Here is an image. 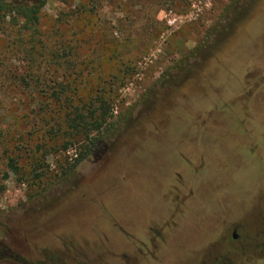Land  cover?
Segmentation results:
<instances>
[{"label": "rangeland", "instance_id": "rangeland-1", "mask_svg": "<svg viewBox=\"0 0 264 264\" xmlns=\"http://www.w3.org/2000/svg\"><path fill=\"white\" fill-rule=\"evenodd\" d=\"M18 21L0 22V241L13 254L210 264L223 250L264 264V0H47L35 29ZM55 80L78 106L109 98L104 125L73 132Z\"/></svg>", "mask_w": 264, "mask_h": 264}, {"label": "trees", "instance_id": "trees-1", "mask_svg": "<svg viewBox=\"0 0 264 264\" xmlns=\"http://www.w3.org/2000/svg\"><path fill=\"white\" fill-rule=\"evenodd\" d=\"M46 1L47 0H35L31 5H27L23 3L16 4L11 1L6 2L4 0H0V22L3 24H7L11 21L14 22V25H17L19 22L18 17H21L24 19L22 24L24 28L35 29L34 23L37 21L38 13L40 12L41 8L46 4ZM18 31H20V29H18ZM33 35L34 34L31 33L28 39L32 38ZM14 36V42H16V44L23 40L20 37V32H16ZM15 48H17L18 50L17 46ZM31 48H33V46ZM46 55L51 56V58L57 57L54 51H49ZM44 83L47 84L46 81H44ZM106 83L108 82L106 81ZM53 84L57 85V87H54L53 91L48 94V96L53 101L60 102L61 109L66 110V112L63 114V117L64 120L68 121V124L71 126L73 132H87L88 130H98L104 125L107 120V116L110 109L109 98L103 97V95H98L94 98V100L98 102L97 106H93L94 100H91L85 105L78 106L73 103V97L76 91L75 89H69L68 87H64L61 85L60 82L56 80ZM98 88L99 87H93L92 90H99ZM3 133L4 131L2 130L0 133V140L2 139L1 136ZM68 147L69 146L64 144V149H67ZM10 168H12L13 170L18 169L17 166L13 163L10 164Z\"/></svg>", "mask_w": 264, "mask_h": 264}, {"label": "flooded vegetation", "instance_id": "flooded-vegetation-1", "mask_svg": "<svg viewBox=\"0 0 264 264\" xmlns=\"http://www.w3.org/2000/svg\"><path fill=\"white\" fill-rule=\"evenodd\" d=\"M1 225V222H0ZM241 229L243 227V225L239 222L233 225L232 227V231H231V239H240V243H243L244 241H246V234L244 235H238L237 234V229ZM217 244V243H216ZM216 244H214V247H216ZM223 250H212L210 251L206 257H204L205 259L202 262H206L208 261L210 264H233L231 258L232 256H227L225 254H223L222 252ZM14 257V259H16L17 261H19L21 264H46L41 260H37L34 261L33 263H28L25 258L23 257H19L18 255H15L12 253L11 249L6 246L3 241H0V260H5L7 258H12ZM62 263V259L57 256L56 258H51V260H49V263L47 264H61ZM75 263L81 264L82 262H80L79 260L75 259Z\"/></svg>", "mask_w": 264, "mask_h": 264}, {"label": "built area", "instance_id": "built-area-1", "mask_svg": "<svg viewBox=\"0 0 264 264\" xmlns=\"http://www.w3.org/2000/svg\"><path fill=\"white\" fill-rule=\"evenodd\" d=\"M167 16L168 18L166 19V22L170 26L177 25L178 22H182V20L184 19L183 15L171 11L167 14Z\"/></svg>", "mask_w": 264, "mask_h": 264}, {"label": "crops", "instance_id": "crops-1", "mask_svg": "<svg viewBox=\"0 0 264 264\" xmlns=\"http://www.w3.org/2000/svg\"><path fill=\"white\" fill-rule=\"evenodd\" d=\"M263 196H264V194H263ZM263 201V200H262ZM263 203V209H264V201L262 202Z\"/></svg>", "mask_w": 264, "mask_h": 264}]
</instances>
